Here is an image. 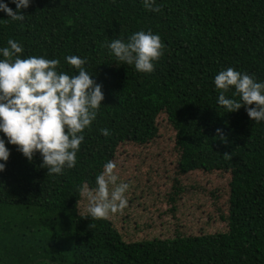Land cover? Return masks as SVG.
Segmentation results:
<instances>
[{
  "label": "trees",
  "instance_id": "16d2710c",
  "mask_svg": "<svg viewBox=\"0 0 264 264\" xmlns=\"http://www.w3.org/2000/svg\"><path fill=\"white\" fill-rule=\"evenodd\" d=\"M0 3L16 11L11 0ZM156 4L160 12L146 10L143 0H30L22 22L0 11V48L14 39L23 48L21 59H58L57 71L69 75L78 70L66 57L85 59L104 94L82 133L75 167L61 175H46L39 153L29 162L0 132L10 152L0 161V264H229L231 254L250 253L252 264H264V121H251L244 107L226 112L214 84L229 67L264 82V0ZM141 30L165 45L151 74L121 64L107 47ZM234 91L225 96L239 101ZM160 113L175 130L179 174H231L226 233L126 243L109 220L78 214L84 185L96 187L121 143H149Z\"/></svg>",
  "mask_w": 264,
  "mask_h": 264
},
{
  "label": "clouds",
  "instance_id": "9594fccd",
  "mask_svg": "<svg viewBox=\"0 0 264 264\" xmlns=\"http://www.w3.org/2000/svg\"><path fill=\"white\" fill-rule=\"evenodd\" d=\"M11 2L16 5L15 12L3 3L0 11L12 21H24L21 9H27L30 0ZM143 6L148 11H161L156 0H143ZM107 47L121 64L134 66L138 73L151 74L165 45L159 35L141 30L131 34L127 42L114 39ZM22 52V46L11 38L6 47L0 48L4 58L0 59V132L29 162L39 153L43 161L40 167L47 169L46 175H61L65 168L76 165L77 152L84 141L82 133L90 128L104 100L102 85L86 71L87 61L78 56L66 57L67 63L78 70V74L69 75L57 71L58 59H21ZM214 84L220 93L218 103L226 112L244 107L251 121H264V82L229 67L216 75ZM233 88V96H239V101L225 96ZM216 133L222 143L227 141L221 129ZM101 134L107 137L110 132L101 129ZM9 155L0 139V161L7 162ZM223 156L231 159L230 153ZM4 170L5 164L0 163V172ZM118 180L117 165L109 160L96 177V187L84 185L81 195L88 200L87 212L92 219L107 220L127 207L129 185Z\"/></svg>",
  "mask_w": 264,
  "mask_h": 264
},
{
  "label": "rangeland",
  "instance_id": "374dc122",
  "mask_svg": "<svg viewBox=\"0 0 264 264\" xmlns=\"http://www.w3.org/2000/svg\"><path fill=\"white\" fill-rule=\"evenodd\" d=\"M165 115L156 117L158 133L149 143H121L112 159L117 165L118 183L129 185L128 205L107 220L126 243L228 231L231 174L200 170L179 174L175 130ZM178 187L184 190L175 194ZM87 208L88 200L81 195L76 210L89 215ZM254 260L251 253L231 254L229 264H252Z\"/></svg>",
  "mask_w": 264,
  "mask_h": 264
}]
</instances>
